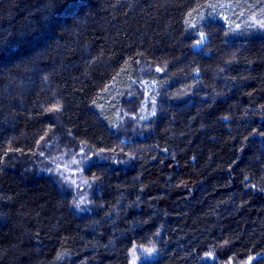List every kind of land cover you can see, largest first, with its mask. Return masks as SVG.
<instances>
[{"label": "trees", "instance_id": "16d2710c", "mask_svg": "<svg viewBox=\"0 0 264 264\" xmlns=\"http://www.w3.org/2000/svg\"><path fill=\"white\" fill-rule=\"evenodd\" d=\"M139 249L264 264V0H0V264Z\"/></svg>", "mask_w": 264, "mask_h": 264}, {"label": "rangeland", "instance_id": "374dc122", "mask_svg": "<svg viewBox=\"0 0 264 264\" xmlns=\"http://www.w3.org/2000/svg\"><path fill=\"white\" fill-rule=\"evenodd\" d=\"M149 99H148V106L150 107L153 105L154 97H153V87L149 86ZM147 106V107H148ZM148 107V108H149ZM155 112V109H153V113ZM145 117L147 118L148 116H151L149 109L145 110L144 113ZM84 162L82 160L75 161L72 165H62L61 169L65 171V174L71 176V181L73 182L74 185L78 186L82 184L86 178L84 177V174L82 173V170L84 168L83 166ZM90 191L86 194V196H83L82 199L78 202V210L79 211H85V210H90ZM156 253L153 252V250H147V249H139L133 252L132 254V261L133 264H139V260H143L149 257H155Z\"/></svg>", "mask_w": 264, "mask_h": 264}]
</instances>
